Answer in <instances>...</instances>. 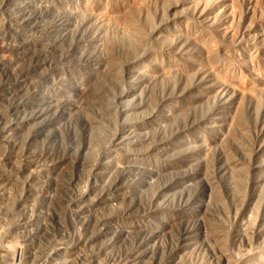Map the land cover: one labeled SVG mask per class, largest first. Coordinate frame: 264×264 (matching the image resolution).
I'll return each instance as SVG.
<instances>
[{
	"label": "rangeland",
	"instance_id": "rangeland-1",
	"mask_svg": "<svg viewBox=\"0 0 264 264\" xmlns=\"http://www.w3.org/2000/svg\"><path fill=\"white\" fill-rule=\"evenodd\" d=\"M0 264H264V0H0Z\"/></svg>",
	"mask_w": 264,
	"mask_h": 264
}]
</instances>
